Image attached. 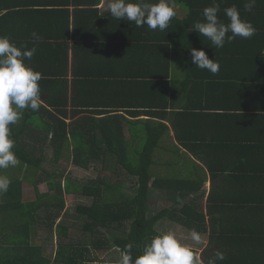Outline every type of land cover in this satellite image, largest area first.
<instances>
[{
    "label": "crops",
    "instance_id": "obj_1",
    "mask_svg": "<svg viewBox=\"0 0 264 264\" xmlns=\"http://www.w3.org/2000/svg\"><path fill=\"white\" fill-rule=\"evenodd\" d=\"M218 2H221L218 14L221 20L228 22L223 10L235 5L241 17L256 28V34L250 39L237 37L224 47L216 48L198 32H190L194 22L204 19L203 10L212 0H191L187 4L175 1L174 27L185 29L192 42L187 45L185 39L181 41L176 59L160 65L156 74H146L166 75L164 79L161 77L162 81H170V86L158 85V98L167 105L159 108L163 113L151 124L159 128L155 151L180 153L181 160L174 164L180 172L174 175L171 166L162 175L190 180L184 184L199 188L180 196L175 203L161 191L165 199L158 201L161 204L158 211L167 208L171 216L160 217L157 223L161 229L154 230L159 235L171 230L183 240H192L190 233L195 229L201 240L206 241L204 258L214 256L217 250L224 251L215 244L213 235H216L221 239L220 245L231 248L227 264H249L255 252L264 255V240L247 244L248 232L253 233L254 225L264 229V200L261 199L264 195V101L255 98L264 96V0H257L252 12L244 11L245 0ZM108 3L109 0H0L1 34L10 36L19 47L33 41L31 33L35 31L42 39L32 44L39 43L50 55L41 52L36 66L54 64L53 60L58 63V58L67 52L68 75H73L74 50L83 49L78 59L81 62L79 75H100L95 77L99 85L109 81V75H127L125 60H120L125 50L117 37L121 33L136 37L141 30L149 29L145 28L147 25L136 27L134 22L113 18L107 10ZM95 21L109 24L99 26L96 32L95 27L90 42L75 38V32L77 36L78 33L84 35ZM105 31H113L105 35L106 42L101 40ZM137 45H142V49L138 47L137 52L136 46H131L128 51L131 65L139 55L147 59L153 55L146 52L141 42ZM191 48L203 49L210 59L219 61V72L213 75L196 67ZM36 57L34 55L31 61ZM142 69L148 70L147 67ZM129 75L132 72L129 71ZM116 80L117 77L113 85H117ZM126 116L128 121L132 119ZM134 117L146 122L150 118L145 113ZM128 121L125 122L127 129L131 126ZM211 199L212 203L219 204L217 208H213ZM260 236L264 237V233H257L255 238Z\"/></svg>",
    "mask_w": 264,
    "mask_h": 264
},
{
    "label": "trees",
    "instance_id": "obj_2",
    "mask_svg": "<svg viewBox=\"0 0 264 264\" xmlns=\"http://www.w3.org/2000/svg\"><path fill=\"white\" fill-rule=\"evenodd\" d=\"M175 1L184 4L191 2V0H169L170 3ZM1 7L0 5V9ZM174 18L163 32L145 29L138 32L141 37L125 36L121 33L117 39L115 38L125 50L120 60H125L124 64L128 68L127 75H122V73L109 75V81H102L99 85H96L95 77L100 75H79L81 62L78 59L82 56L83 49L74 50L75 63L71 70L73 75H68L67 52L63 54L65 59L63 55L58 58L60 60L58 63L53 60L54 64L36 66L35 62L40 59L38 55L41 52L48 57L50 55L47 49L39 43L32 44L33 41L25 43V45L37 46L35 53L37 57L26 63L42 73L43 78L39 81L43 92L42 103L36 112L30 109L23 110V118L17 124L10 125L11 137L15 140L13 151L19 163L13 168L17 170L15 176L7 174L12 169H0V175H6L11 180L8 191L0 194V217L2 219L0 220V264H119L121 257L118 258L119 260L113 258L114 260L101 261L97 257L94 259L90 248L93 246L97 251L118 256V253L122 254L125 246L129 244L132 246V255L135 258L143 252L145 245L154 236L159 235L154 230L153 224L164 215L171 216V210L167 208L148 216L147 202L153 199L155 201L164 200L165 197L161 191H165L167 198L175 203L179 201L180 196L189 195L199 189L192 184H184L190 180H179L171 174L162 175L154 167L159 165L155 160V148L158 145V139L155 136H158L159 128L151 122L163 113L159 108H165L167 105L166 102H160L157 88L161 84L170 86V81H162L161 77L164 79L166 75L146 74H156L160 65H167L170 59H176L178 56L176 50L178 44L181 45V41L185 39L187 45L192 42L190 34L186 36L185 29L174 27ZM107 20L109 21V17ZM107 24L109 23L95 21L92 28L84 35L78 33L77 36L75 32V38L90 42V35L93 34L94 28L96 27V32L99 26ZM2 30L0 26V35H2ZM110 32L113 31H105L101 40L105 41V35ZM138 42L145 45L147 53H153V55L150 59L139 55L136 63L131 65V57L128 59L131 53L128 54V51L131 46H136L135 51L138 52L137 48L142 46H138ZM103 44L102 42V46ZM189 59L186 58V60ZM145 67L148 70L142 69ZM129 71L132 75H129ZM116 77L117 85H113ZM246 98L249 99L250 96ZM255 98L264 101L263 95ZM143 113L150 117L147 122L143 119H135L134 116H140ZM126 114L132 119L128 121ZM37 115L41 116L44 121L38 123L39 125L29 122L30 119L33 121L32 119ZM127 121L131 124L129 139L125 137V122ZM50 133L51 136H49ZM75 134H77L79 143H74L71 148L72 152L69 153L71 161L75 165L88 167L91 163H103L104 159L110 157L109 153L114 154L117 157L115 158L116 168L119 170L104 173L106 175L116 174L113 182L98 176L86 183H76L74 178L70 177L75 185L66 184L65 186L64 183L69 178L64 175V172H51L42 166L49 143L54 148L55 160H59L62 150L70 145V140H72L70 135ZM166 162L168 169L171 164L169 161ZM40 169L41 174L37 176L36 181L39 183L43 177L50 187L55 188V193L50 195L51 199L42 201V196L48 194L43 192L40 194L36 184L38 198L25 203L23 199L24 176L28 172L38 173ZM131 182L134 183L133 193L126 191ZM182 189H184L183 192ZM65 192L74 194L77 198L80 197L75 212L84 222L83 230L89 232L90 241L73 239L69 236L72 224L69 225L68 221H63L64 215H62L63 212L66 213L67 207ZM262 192L264 194V191ZM84 199L86 202L83 201ZM261 199L264 200V195ZM211 204L213 208L219 206L218 203H212V199ZM59 218L61 220L58 221ZM36 225H41L48 232L57 233L58 249L54 260L43 254L42 245L30 244ZM200 227L204 228L203 225ZM248 233L250 237L247 239V244L264 240L263 236L255 238L257 233H264L262 228L254 225L253 233ZM215 236L213 235L216 240L215 244L220 246L219 250L224 248L225 252V260L219 261L218 264H227L230 256L227 251L231 248L220 245L221 239ZM47 237L50 238L51 234ZM12 244H16V248L14 251H9L8 245ZM212 258L213 254L204 258L206 264L207 260ZM252 263L264 264V255L255 252L249 264Z\"/></svg>",
    "mask_w": 264,
    "mask_h": 264
},
{
    "label": "clouds",
    "instance_id": "obj_3",
    "mask_svg": "<svg viewBox=\"0 0 264 264\" xmlns=\"http://www.w3.org/2000/svg\"><path fill=\"white\" fill-rule=\"evenodd\" d=\"M256 2L245 0L244 11L252 12ZM107 10L115 19L134 22L136 27L147 25L150 30L161 32L169 27L170 21L176 16L175 5L169 0L155 3L148 0H109ZM220 11L221 2L212 0L211 5L203 10L204 19L194 22L190 32H198L216 48L224 47L226 42L231 43L237 37L250 39L256 34V28L241 17L235 5L223 10L227 23L219 18ZM31 36L34 42L42 39L35 31ZM36 51V46L28 49L22 44L18 47L10 36L0 35V169L15 167L19 163L13 151L15 140L11 137L10 125L17 124L23 118V110L36 112L42 103L43 92L39 84L42 73L26 63L31 61ZM190 51L196 67L206 69L213 75L219 72V61L210 59L203 49L191 48ZM10 184L11 180L6 175H0V194L6 193ZM190 237L197 244L201 241V235L195 229L191 230ZM193 250L170 230L154 236L135 258L132 246L126 245L119 264H206L204 257ZM224 260V253L217 250L214 259L207 260V264Z\"/></svg>",
    "mask_w": 264,
    "mask_h": 264
},
{
    "label": "rangeland",
    "instance_id": "obj_4",
    "mask_svg": "<svg viewBox=\"0 0 264 264\" xmlns=\"http://www.w3.org/2000/svg\"><path fill=\"white\" fill-rule=\"evenodd\" d=\"M174 4V3H173ZM175 5V4H174ZM43 98H45V96H43ZM33 121L29 122H35L36 124L43 122L44 119L41 116H34V118L32 119ZM39 125V124H38ZM126 128V126H125ZM44 130H46L44 128ZM129 129H125V137L127 139H129L131 137V134H129ZM52 134L50 133L49 136H51ZM75 135H70L71 139L70 140V145H67L66 148L64 150H62L61 152V157L59 158V160H55V156H54V148L51 146V144L49 143V145L47 146L46 149V159H44L42 166H44L46 169H48L51 172H59L62 171L64 172V175L67 176V178H69L68 180L65 181L64 185L66 186V184L74 186L75 182L80 183V182H84L86 183L87 181L96 179L98 176L105 178L107 181L109 182H113L116 178V174L113 175H106L107 173H110L113 170H119L116 168V161L115 158L116 155L114 154H108L110 155V157H107L106 159H104V162L101 163H91L88 167H83V166H79V165H75L72 161H71V156L69 155V153H71V148H73L74 143H79V139L77 138ZM168 141H166L167 143ZM82 143H83V139H82ZM81 144V143H80ZM70 148V149H69ZM107 155V156H108ZM106 157V156H105ZM114 158V159H113ZM167 158V159H166ZM171 158V159H170ZM155 160L159 165L154 166L155 170H158L159 173H165L167 170V162L169 161L170 165L169 168L172 166L174 175H178V173L180 172V168L179 167H175L174 164H177L179 161L181 160V154L177 153V152H166V151H162V150H158L155 152ZM14 167H9V169H12L11 171H8L7 174L8 176H15L17 174V170L13 169ZM24 173V172H22ZM21 175H24L22 174ZM39 173V174H38ZM35 174H30V172H28L25 176H24V181H23V187H24V194H23V199L25 201V203H28V201L30 200H36L38 198L37 192H36V184L38 185V190L40 191L39 193L41 194L43 193H47L48 195L46 196H42V201L43 200H47V199H51L50 195L55 193V188L50 187L49 183L47 180H45L42 177V181H40L39 183L36 181V179H38L37 176H39L41 174V169L39 170V172ZM106 173V174H104ZM20 174V173H18ZM44 176V175H43ZM70 177L73 179V182ZM36 181V182H35ZM134 186V183H130L129 186L126 188L127 192H132V188ZM126 192V193H127ZM55 195H53L54 197ZM64 197L66 200V213L62 215H64V219L63 221H68V224L72 226L70 227L69 230V236H71V238L73 239H82V240H89V232L84 231L83 230V221L80 220L79 216L77 215V213L75 212L76 206L78 201H80V197L77 198V196H75L74 194H68V192L64 193ZM153 199V198H152ZM83 201L86 202V200L84 199ZM163 203V202H162ZM147 211H150V214H148V216H151V214L157 213L158 212V208H161V204L158 201H155V199L150 200L147 202ZM0 220L1 217H0ZM61 220L60 218L58 219V221ZM158 223L156 222L155 224H153V228H160V225H158ZM164 230L166 231V228H164ZM161 231V230H160ZM52 233H54V235H52ZM51 234V237H47L48 235ZM177 237L185 244L193 247L196 251V254H199L202 256L203 258V254L204 251L207 249L206 248V241L201 240L200 243H190L192 240L186 239L183 240V238H181L180 235L176 234ZM57 241H58V237H57V233L55 231L52 232H48V230H46L45 228H43L41 225H36L34 228V236L30 239V244L31 245H42L43 246V254L45 256H47L48 258H50L51 260L55 259V254L56 251L58 249V245H57ZM90 241V240H89ZM9 244V243H7ZM90 244V243H89ZM229 247V245H228ZM8 250L9 251H14L16 248V244H12L11 246L8 245ZM91 255L93 256V258L95 259L96 257L101 260V261H105V260H111L113 258H117L116 260H119L118 258L121 257V253H118V256L113 255L112 253H105V252H100L95 250V248L93 246H91ZM222 253H225L224 251H222ZM227 253H230V250L227 251ZM215 256V255H214ZM214 256L212 259H214ZM230 258V257H229ZM114 260V259H113Z\"/></svg>",
    "mask_w": 264,
    "mask_h": 264
}]
</instances>
